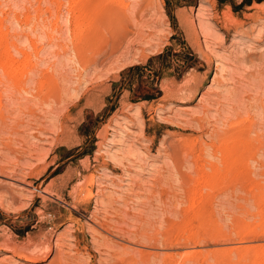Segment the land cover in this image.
Instances as JSON below:
<instances>
[{
    "label": "rangeland",
    "instance_id": "1",
    "mask_svg": "<svg viewBox=\"0 0 264 264\" xmlns=\"http://www.w3.org/2000/svg\"><path fill=\"white\" fill-rule=\"evenodd\" d=\"M72 1L0 0V264H264V0Z\"/></svg>",
    "mask_w": 264,
    "mask_h": 264
},
{
    "label": "bare ground",
    "instance_id": "2",
    "mask_svg": "<svg viewBox=\"0 0 264 264\" xmlns=\"http://www.w3.org/2000/svg\"><path fill=\"white\" fill-rule=\"evenodd\" d=\"M95 0H81V5L83 6V7H89L90 6V4L92 3V2H94ZM97 1V0H96ZM73 3H75V1L73 0L72 1ZM145 3H147V4H149L151 1L150 0H145L144 1ZM105 3V2H104ZM99 5V4H98ZM107 6H109L108 4H107ZM100 7V6H99ZM115 7V6H114ZM76 8H77V5L76 4H74L73 6H71L68 10H69V16L70 17H72V20L75 18V16H76V14H75V10H76ZM101 8V7H100ZM98 11H103V17H106L107 19H109L110 17L109 16H112V12H111V9L110 8H108V7H102V10H98ZM116 12V11H115ZM119 12V11H118ZM121 12V11H120ZM120 12H119V17L123 14L122 12V14H120ZM125 14V13H124ZM124 14L122 15L123 17H124ZM97 15H99L98 13H97ZM100 16L101 15H99V18H100ZM115 16V19H116V16L117 15H114ZM121 16V17H122ZM95 17H97V16H95ZM109 17V18H108ZM119 17H118V19H119ZM102 18V17H101ZM100 18V19H101ZM111 19V18H110ZM113 20V25H114V22L115 21H117L118 19H116V20ZM121 19V18H120ZM125 19V18H124ZM124 21V20H123ZM120 22H122V20L120 21ZM103 23V22H102ZM109 23H110V21L107 23L108 25H109ZM105 24V23H104ZM110 24H112V23H110ZM82 58V57H81ZM227 133V132H226ZM174 161H175V159H174ZM176 164V163H175Z\"/></svg>",
    "mask_w": 264,
    "mask_h": 264
}]
</instances>
